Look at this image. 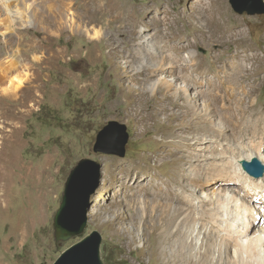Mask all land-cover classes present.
Returning <instances> with one entry per match:
<instances>
[{
    "label": "rangeland",
    "instance_id": "obj_1",
    "mask_svg": "<svg viewBox=\"0 0 264 264\" xmlns=\"http://www.w3.org/2000/svg\"><path fill=\"white\" fill-rule=\"evenodd\" d=\"M88 1H72L75 29L56 27L57 22L47 14L41 25L16 24L5 32V27H0V264H53L62 251L94 230L103 235L101 251L106 264H161L154 251L157 236L147 215L158 214L159 204L165 214L175 215L178 227L187 205L175 196L148 198L142 204L146 198H141L144 195L136 183L140 176L131 166L138 170L146 165L151 173H141L145 179L162 184L168 180L173 192L190 193L192 167L212 166L215 171L223 166L239 172V159L252 160L258 155L257 146L264 147V13H240L231 0H224L230 12L227 20L234 24L238 19L241 23L243 34L236 40L220 38L203 15L201 4L194 0H126L140 6L155 5L156 1L177 10L178 25L191 44L182 51L186 58H174L171 63L168 57L177 39H167L172 46L167 45L152 13L138 28L137 33L142 28L144 33L126 39L118 30L120 25L110 26L105 15L92 17L85 7ZM242 4L260 9L264 0H243ZM185 8L192 15L185 14ZM145 37L160 45L157 56L163 57L162 63L141 65L140 52L146 58L150 56L147 46H141ZM237 41L249 43L253 48L249 52H257L258 58L249 61L236 52ZM191 55L216 65L215 71L208 69L205 74L208 82L204 81V94L193 81H186L180 74L170 75L171 68L184 66L183 74L199 77L188 59ZM240 63L248 66L242 77L235 74ZM23 76L34 80L26 81L24 89L3 92L15 88L14 81ZM152 85L155 91L148 90ZM221 85L226 86L223 91ZM183 110L194 112L203 125L182 127L181 117L189 116ZM110 120L127 126L129 139L124 156L94 150L98 132ZM220 129L224 132L219 133ZM201 132L214 136L216 141L198 136ZM234 139L247 140L254 146L240 151ZM164 140L170 142L167 147L172 154L161 150ZM204 140L205 145L216 143L219 152L211 155L209 146H198ZM191 143L194 152L186 151ZM228 147L235 153L229 154ZM177 149L207 154L202 155L205 159L194 160L176 153ZM156 152L160 155L154 157ZM82 158L102 163V184L92 196L84 233L57 242L54 217L67 177ZM202 177L204 184L205 179L213 178L206 177V173ZM204 188L206 185L200 195L211 197L203 200L217 202V193ZM236 225L238 231L242 226ZM190 227L188 224L182 230L190 231ZM177 239L165 241L167 254ZM205 240L204 234L195 240L197 249ZM205 250L203 247L199 252ZM185 251L188 255L179 259L176 254L175 262L168 263L166 257L161 261L187 264L191 251Z\"/></svg>",
    "mask_w": 264,
    "mask_h": 264
},
{
    "label": "bare ground",
    "instance_id": "obj_2",
    "mask_svg": "<svg viewBox=\"0 0 264 264\" xmlns=\"http://www.w3.org/2000/svg\"><path fill=\"white\" fill-rule=\"evenodd\" d=\"M72 1L73 0H0V17L3 15L5 17L3 19L0 18V27H5L3 28L2 32L13 30V25L16 24L22 27L27 25L30 26V24L41 25L45 14L53 17V19L57 22L56 27L62 26L63 28L68 27L70 29L78 28L74 22V15L76 14H74L75 11L72 6ZM75 2L80 4V2ZM154 2L155 5L151 4L140 6L133 5L126 0H89L85 7L88 8L92 17L100 18L105 15L110 26L111 24H114V26L115 24L117 26L120 25L118 26V30L123 31L126 39L131 37L136 39L138 38L137 34L144 33L143 28L140 29L139 33H137L139 30L138 28H140L139 26L141 22L145 21V16L148 13H152L151 17L155 23L158 24V31L162 35V38L166 39V41H164L167 43V45L169 47L172 46L171 43H168L169 39H177L174 47L170 49V56L168 57L169 62L172 63L174 58L183 60L186 57L183 56L182 51L189 48L191 41H187L188 34L183 32L178 25L179 17L175 15V11L177 10H175V8L170 10L167 6H162L156 1ZM194 2L201 4V11L204 13L203 15L213 28V31L216 32L220 38L223 36H228L232 39H236L243 34L241 23L238 19L234 24L227 20V16L230 12L227 3L224 0H194ZM186 13L188 12L185 8V14ZM188 14L192 15L191 12ZM147 27L149 28L148 25H146V28ZM145 35L146 34H143V36ZM98 36H101V34H98ZM115 37L116 36H114V38ZM142 42L145 44H142L141 46H147L148 50H150V56L146 58L145 53L143 54L140 52L141 65L145 66V63H151L155 61L156 64L159 61L162 63L163 57L157 56L158 53L161 52L160 45L158 43L156 45L146 37ZM236 44V52L239 54L242 53L245 59L250 61L258 58L257 52H249V50H253L249 43L245 41H237ZM188 59L192 61V69L200 74L199 77L195 76L193 78H189L187 75L183 74L181 71H184V66L182 68L178 67L176 69L171 68L170 71H172V73H170V75L180 74L186 81H193L195 85L198 86V91L204 94V92L207 90V84L205 82H208V78L204 79L205 74L209 72L208 69L215 71L216 65L214 63L207 64L203 61L196 60L192 55ZM247 69V65L245 66L243 63H240L235 70V74L242 77V75H245L244 70ZM155 71L157 73H161L159 70ZM28 78L29 77L25 78L24 76L19 77L18 80L16 79L14 81L15 83L17 82V85L14 86L15 88L3 89V92L10 94L12 90V92H14L15 90L24 89L26 86V81L31 82L34 80L33 78H29V80H27ZM198 81L201 82L198 83ZM152 86L153 88L149 87L148 90L155 91L156 87L154 85ZM225 87V85H221L222 91L225 89ZM188 107L189 105L187 108ZM193 113L194 112L190 113L186 111L185 114L189 115L188 118L183 116L181 117L180 125H182V127L192 125L191 127L193 128L203 125L199 120L200 118H195ZM218 132L223 133L224 130L220 129ZM199 135L204 139H208V137H210L211 139L215 140L214 136L212 138L206 132H201L198 134V136ZM205 141L206 140H204V142L197 141L199 142L198 146L203 147L205 145ZM233 143L239 147L241 146L240 151H242L243 148L249 149L253 148L254 146L247 140L238 141L234 139ZM168 144H170V142L164 140L161 145V150H163L165 154H172L173 151L169 150L167 147ZM207 144L208 145L205 146H209L208 150H210L211 155L219 152V147L216 143ZM187 145H189L191 148L186 149V151L188 150L190 152H194L192 149L193 143ZM228 150L230 152L229 154L235 153L231 147H228ZM255 150L264 160V147L257 146V149ZM176 153L182 154L184 158L186 157V154L189 158L194 160L205 159L202 157V155L207 154L203 153V151H195L194 155L191 153H186L180 149H177ZM159 155V152H156L154 157ZM258 155H253V157L260 158ZM261 158L260 160H262ZM242 159H239L240 164ZM222 162L224 164L223 160ZM221 167L220 169L217 168L215 171L212 166L192 167L191 171L193 174H191L192 176L190 177V193H186V191L182 192L183 190L176 193L173 192L174 189L172 184L170 181L168 182V180L165 184H162L157 181L145 179V176H141V173H144L145 175L151 173V168L149 169L146 165H144L143 167L136 170L133 166H131V169L135 175L137 177L140 176L136 183L137 185H140L142 189V194L144 196L141 198H146L145 201H142V204L147 202L148 198L149 201H151L163 196L165 198L175 196V199L177 198L187 205L183 212L184 217H182L183 219L181 218L182 220L180 221L178 227L177 221H175V215L168 213L165 214L164 210L161 208L162 206L159 204L158 207H160V209L158 214L153 216V214L149 212L147 215L148 222L149 224L152 222L150 225L153 227V232H155L157 236L156 242L154 244V251L157 252V258L160 260L161 264H163V257H166L167 262L169 263L171 261H176V254H179V259L183 258L185 255H188L185 251L186 248L191 251L189 260H186L187 264H264V175L255 178V176L249 174L242 167L244 170L243 171L240 165L239 172H237L236 168L233 170V168L230 169ZM204 173H206V177L210 175L213 177L210 179H205L206 184H204L202 177ZM181 184L183 185V181H181ZM205 185L206 188L204 189H206V191H210L212 194L213 191L217 193L218 196H216L215 199L217 202L211 201L212 203H207L203 200L205 197H211L210 194H204V197L200 195V189L205 187ZM241 194L244 195V197L242 196V199L240 197ZM220 206H224V209H222ZM188 224L191 225L192 229L190 227V231L184 232L182 229ZM236 224H240V226H242H239L240 228L238 231L234 228ZM145 226L146 224L143 223V227ZM254 231L256 232L254 233ZM201 234H204L206 240L205 242L203 241L201 243L199 249L202 250L203 247H205L206 250L204 252H199V249H197L198 243L195 242V240L200 237ZM173 237H178L177 242L176 244H173V246H169L171 251L169 252L170 254H167V246L165 241ZM131 242L132 241H130V243ZM195 254L196 256H194ZM232 258L233 260H230ZM183 260L185 262V258Z\"/></svg>",
    "mask_w": 264,
    "mask_h": 264
},
{
    "label": "water",
    "instance_id": "obj_3",
    "mask_svg": "<svg viewBox=\"0 0 264 264\" xmlns=\"http://www.w3.org/2000/svg\"><path fill=\"white\" fill-rule=\"evenodd\" d=\"M231 1L240 13H264V7L250 9L243 6V0ZM128 139L127 126L117 120H110L98 132L94 150L124 156ZM241 164L255 177L264 175V163L258 157L242 159ZM102 177V163L92 158H82L71 170L53 222L57 242L84 233L91 214L92 196L102 184ZM102 243L103 235L94 230L62 251L53 264H106L101 251Z\"/></svg>",
    "mask_w": 264,
    "mask_h": 264
},
{
    "label": "clouds",
    "instance_id": "obj_4",
    "mask_svg": "<svg viewBox=\"0 0 264 264\" xmlns=\"http://www.w3.org/2000/svg\"><path fill=\"white\" fill-rule=\"evenodd\" d=\"M252 230V229H251Z\"/></svg>",
    "mask_w": 264,
    "mask_h": 264
}]
</instances>
